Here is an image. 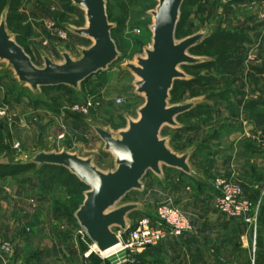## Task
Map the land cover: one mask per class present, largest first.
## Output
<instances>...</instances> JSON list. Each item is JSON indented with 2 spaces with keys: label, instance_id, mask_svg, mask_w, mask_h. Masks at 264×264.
I'll list each match as a JSON object with an SVG mask.
<instances>
[{
  "label": "rangeland",
  "instance_id": "obj_1",
  "mask_svg": "<svg viewBox=\"0 0 264 264\" xmlns=\"http://www.w3.org/2000/svg\"><path fill=\"white\" fill-rule=\"evenodd\" d=\"M157 6L155 0H105L106 15L112 26L111 38L119 57L106 72L90 78L77 90L62 87L34 92L20 84L12 69L0 62V109L6 112L0 116V166H6L3 173L9 174L15 166L22 169L40 152H67L90 159L102 173L115 171V159L104 151L94 128L103 129L118 139L129 122L139 119L138 112L145 100L136 93L137 78L125 66H136L137 59L144 58L145 52L151 49L154 24L151 14ZM263 12L264 0H185L175 39L181 42L194 35L211 37L219 32L244 37L243 28L250 26V21L252 25H259L264 20ZM3 19L7 33L37 68H43L45 57L62 64L63 53L78 60L81 50L92 46L91 40L71 32L87 26L85 12L72 0H0V22ZM59 32L66 38L61 39ZM223 49L219 46L203 57L189 55L210 62ZM248 64L260 63L251 55L250 61L243 58L235 77L230 79L222 78L218 65L211 71L180 68L187 77L184 81L198 79L206 88L199 90L196 98H191L190 93H180L176 100L169 98V106L196 105L176 120V127H164L160 139L176 155H190L188 165L195 179L192 181L180 174L182 181L169 182L161 175L157 180L161 187L156 193L146 187V191L142 189L126 196L115 208L138 205V211L126 218L129 227L140 218H153L162 194H168L181 210L190 214L193 213L190 207L181 206L175 200L189 201L197 211L205 209L201 199L205 196L211 203L207 207L219 214L210 200L214 199L211 185L216 178L237 183L244 198L254 203L253 198L259 192L253 191L248 196L250 190L245 183L231 172L230 164L225 165L234 155V138L244 134L248 127L250 109L246 102H250V89L264 88L263 79H254ZM88 98L95 101L93 108L87 114L76 112L75 104ZM255 98L264 102V97L255 94ZM239 143L245 147L244 140ZM166 172L168 169L162 168V174ZM153 178L148 174L142 185H149ZM0 181L5 183L0 188V247L5 243L10 245V264H15L16 254L20 253L21 262L36 261L41 255L61 261L70 247L78 249L80 256L88 253L92 245L75 214L89 189L75 176L61 168L35 166L16 176L0 177ZM23 185L28 188V197L20 195ZM131 256L121 253L101 260L93 254L85 264L87 261L88 264H111L120 260L127 263Z\"/></svg>",
  "mask_w": 264,
  "mask_h": 264
},
{
  "label": "water",
  "instance_id": "obj_2",
  "mask_svg": "<svg viewBox=\"0 0 264 264\" xmlns=\"http://www.w3.org/2000/svg\"><path fill=\"white\" fill-rule=\"evenodd\" d=\"M158 6L152 17V47L137 65L128 64L126 70L136 78V93L144 97L139 119L129 122L128 128L114 138L109 132L94 128L104 144V151L115 159L116 169L102 173L89 159H81L67 152H40L26 164L39 167L62 168L75 176L89 190L75 219L91 245L100 253L114 251L119 240L113 231H124L126 218L138 211V205L115 206L126 196L143 189L142 182L148 174L161 177L162 168L191 176L188 165L190 155L173 153L165 140L160 139L164 127H176V120L190 112L195 103L169 106L170 92L176 81H184L182 67L201 64L189 52L205 40L203 34L176 42L175 34L180 10L185 0H155ZM86 16L84 29L71 30L76 36L89 39L92 46L81 50V57L72 60L62 54L63 63L55 64L44 58L43 68H37L24 50L6 31V23L0 22V62L6 63L18 82L36 92L41 89L68 88L77 90L79 85L99 73L106 72L118 60L116 45L111 38L112 26L108 22L105 0H72ZM42 145V142H41Z\"/></svg>",
  "mask_w": 264,
  "mask_h": 264
},
{
  "label": "crops",
  "instance_id": "obj_3",
  "mask_svg": "<svg viewBox=\"0 0 264 264\" xmlns=\"http://www.w3.org/2000/svg\"><path fill=\"white\" fill-rule=\"evenodd\" d=\"M251 22L253 23V21H250V26L247 24L243 28L246 40L243 58H250L251 55L261 65L264 60V20L256 26ZM257 46L260 48L258 51H256ZM248 65L250 66V64ZM249 93L250 102H246L249 103L246 105L250 109L248 127L246 124V132L237 134L234 138V155L231 156V161L226 162L225 165L230 164L231 172L245 183L246 189L250 190L247 193L248 196L253 191L259 192L253 198L256 199L253 202L259 206L255 232L240 221L227 219L209 209L207 205L211 203L205 196L201 198L202 202L206 204L205 209L197 211L189 201L175 200L177 204L190 207V210L193 211L191 215L198 230L197 234L185 241L167 240L139 254H133L130 258L131 264H264V102H259V98L258 100L255 98V94L258 97H264V88L250 89ZM241 140L245 141V147L240 145ZM235 162L236 164H234ZM192 175L193 171L191 176L187 177L193 181L195 178ZM153 177L149 185H143L145 191L146 187L160 188L161 184H158L157 180L162 177L169 182L182 181L181 179H183L180 174L172 170L162 174V177ZM4 186L5 183L0 181V188ZM27 189L23 185L20 195L28 197ZM206 208L208 209L206 210ZM16 256L15 264H85L86 260L84 256H80L79 250L75 247L68 248L64 259L57 262L54 258H47L45 255L37 257L36 261L21 262V253ZM111 264L129 263L120 260Z\"/></svg>",
  "mask_w": 264,
  "mask_h": 264
},
{
  "label": "built area",
  "instance_id": "obj_4",
  "mask_svg": "<svg viewBox=\"0 0 264 264\" xmlns=\"http://www.w3.org/2000/svg\"><path fill=\"white\" fill-rule=\"evenodd\" d=\"M58 36L61 39L66 38L63 32H59ZM248 59L250 61V58ZM94 102L91 98L80 101L75 104L74 110L78 113L87 114L93 108ZM5 113V110L0 109V116H4ZM212 188L214 190L213 204L215 210L227 219L240 221L255 232L259 206L244 198L242 188L237 183L224 178H216L212 183ZM157 190V188H153L151 192L156 193ZM197 231L192 215L188 211L181 210L168 194H162L158 199L153 218H140L133 226H126L124 231L115 232L119 245L114 251L103 255V253L93 249L92 245L84 258L87 259L94 254L101 260H107L121 253L139 254L167 240L185 241L196 235ZM11 255L10 245L3 244L0 247V264H10Z\"/></svg>",
  "mask_w": 264,
  "mask_h": 264
},
{
  "label": "trees",
  "instance_id": "obj_5",
  "mask_svg": "<svg viewBox=\"0 0 264 264\" xmlns=\"http://www.w3.org/2000/svg\"><path fill=\"white\" fill-rule=\"evenodd\" d=\"M246 44V40L241 35L219 32L218 35H214L211 37H206L204 41L194 47L189 53L194 54L197 57H203L206 55L207 51L212 49H217L219 46L224 48L222 54L214 61L210 62H202L201 64L185 67L186 69H207L211 71L216 65H218L220 69V74H222V78H234L237 70L243 63L244 57V47ZM202 45H205L202 47ZM250 73L253 74L254 79L262 78L264 81V60L262 61L261 66H253L250 65ZM206 84H203L202 81L198 79H192L189 81H176L173 85L172 91L170 92L171 100H176L178 95L190 93L191 98H196L199 96V90H204ZM36 165L26 164L23 165L19 170V166H15V168L10 169V173H3L4 167L0 166V177L16 176L22 174L24 171H28L33 169ZM39 167V166H38ZM52 168V167H51ZM62 169V168H61ZM214 192V190H213ZM129 264L132 263L128 262Z\"/></svg>",
  "mask_w": 264,
  "mask_h": 264
},
{
  "label": "bare ground",
  "instance_id": "obj_6",
  "mask_svg": "<svg viewBox=\"0 0 264 264\" xmlns=\"http://www.w3.org/2000/svg\"><path fill=\"white\" fill-rule=\"evenodd\" d=\"M93 249H95V247L93 246ZM108 253H103V255H107Z\"/></svg>",
  "mask_w": 264,
  "mask_h": 264
}]
</instances>
